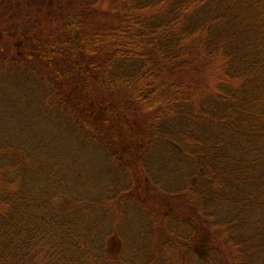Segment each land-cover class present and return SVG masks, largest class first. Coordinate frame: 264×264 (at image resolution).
<instances>
[{"label":"trees","instance_id":"16d2710c","mask_svg":"<svg viewBox=\"0 0 264 264\" xmlns=\"http://www.w3.org/2000/svg\"><path fill=\"white\" fill-rule=\"evenodd\" d=\"M10 89L40 132L0 134V264H264V0H0Z\"/></svg>","mask_w":264,"mask_h":264},{"label":"rangeland","instance_id":"374dc122","mask_svg":"<svg viewBox=\"0 0 264 264\" xmlns=\"http://www.w3.org/2000/svg\"><path fill=\"white\" fill-rule=\"evenodd\" d=\"M16 92L9 90L7 96L5 94V99L8 104L4 106V103L0 104V134L5 133L9 135L18 134L14 128L17 125V128L22 126L20 125H32L30 126V132H34L37 129V132H40V128L35 126V123L39 118L35 117L36 107L29 100H24L20 98V103L12 104V101L15 99ZM3 96L1 97V101ZM35 118V119H33ZM9 120V121H7ZM164 148V147H163ZM148 164L151 167V170L156 179H162L166 186L175 187L183 181L184 174L189 172L190 166L186 162L178 158V153L170 148L162 151H154L151 156L148 158ZM85 173L86 179L92 184L98 183L103 175L107 172V168L104 165V158L100 154H91L85 160ZM126 225L125 228L135 233L139 230H146L149 228L148 221L143 214H128L126 215Z\"/></svg>","mask_w":264,"mask_h":264}]
</instances>
